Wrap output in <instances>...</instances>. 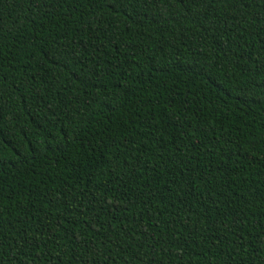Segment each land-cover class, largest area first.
Masks as SVG:
<instances>
[{"label":"trees","instance_id":"16d2710c","mask_svg":"<svg viewBox=\"0 0 264 264\" xmlns=\"http://www.w3.org/2000/svg\"><path fill=\"white\" fill-rule=\"evenodd\" d=\"M0 264H264V0H0Z\"/></svg>","mask_w":264,"mask_h":264}]
</instances>
